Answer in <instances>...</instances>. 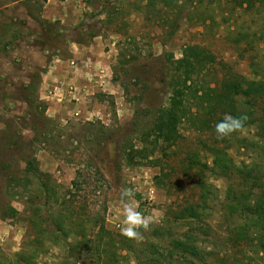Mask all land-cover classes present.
Segmentation results:
<instances>
[{
	"label": "rangeland",
	"instance_id": "rangeland-1",
	"mask_svg": "<svg viewBox=\"0 0 264 264\" xmlns=\"http://www.w3.org/2000/svg\"><path fill=\"white\" fill-rule=\"evenodd\" d=\"M65 17L76 24L63 25ZM23 24L27 38L20 31ZM97 37L102 42L94 54L108 52L110 70L101 78L106 87L94 84L90 74L84 77L89 85L77 108L80 119L73 117L71 105L39 95L36 73L27 85L34 71L55 70V57L62 63L71 59V42L88 46ZM192 46L217 61L198 78L200 87L226 77L242 78L246 87L264 80L252 66L264 68V0H180L178 5L170 0H0L2 264L13 263L25 250L35 254L31 264H146V256L158 264H180L167 241L169 235L182 239L191 229L203 264H264V254L232 242L242 224L227 206L229 189L237 190V184L212 169L185 172L183 160L190 152L213 168V158L197 144L215 137L184 121L170 149L145 139L156 111L168 105L172 61ZM262 144L263 124L235 134L228 150L235 168L257 163L254 145ZM131 146L152 150L148 160H163L161 168L131 161ZM28 162L49 177L50 197L27 171ZM199 180L212 190L206 213L200 220L176 222V212L197 201ZM125 188L135 191L138 210L145 215L156 210L159 218L142 230V241L120 244L118 238H126L120 233ZM59 214L65 217L63 229ZM99 241L105 244L101 249Z\"/></svg>",
	"mask_w": 264,
	"mask_h": 264
},
{
	"label": "trees",
	"instance_id": "trees-1",
	"mask_svg": "<svg viewBox=\"0 0 264 264\" xmlns=\"http://www.w3.org/2000/svg\"><path fill=\"white\" fill-rule=\"evenodd\" d=\"M170 1L174 5H178L180 0ZM243 3L240 4L241 7ZM178 7L180 8V6ZM73 42L80 43L76 40ZM216 64L217 61L212 54L197 46L187 47L180 59L172 61L173 74L168 84L171 91L168 105L156 111L145 139L148 140L152 137L156 145H160L165 150L170 149L180 139L179 128L184 121L200 124L202 129L215 137L212 142L201 139L197 144L199 151L207 153L213 158V168H208L201 163L199 153L190 152L183 160L185 172L188 174L194 170L212 169L213 175L221 179H229L230 182L237 184V190L229 189L231 193L229 192L228 195L230 200L227 206L230 212L238 215L242 224L233 231L232 242L234 245L252 246L254 252L264 254V145H254L258 151L257 159L259 160L257 163L235 168L228 150L232 138L237 133H233L223 140H218L215 133V124L226 113L233 116L247 115L248 120L245 122V129L258 124L264 125V80H258L246 87L242 78L226 77L213 87L210 84L200 87L198 78ZM252 66L254 75L257 77L264 75V68L259 67L256 63ZM255 111L257 116H255ZM222 141H224L223 145L220 144ZM238 142L240 145L245 143L243 139ZM152 153L153 151H148L147 148L131 146L128 149L127 157L131 161L133 159L147 160L153 167L161 168L163 160L156 158L148 160ZM164 155L166 152L163 153ZM27 166V171H31L36 176L41 192L47 193L50 197L49 192L52 193L53 189H50L49 177L37 168L35 162H28ZM197 187L200 190L197 201L176 212L174 218L176 222L186 219L200 220L202 214L206 213L207 204L212 195L211 187L202 180L197 182ZM60 217L57 225L63 229L65 217ZM100 229L102 231L103 227ZM192 230L181 236L182 239L169 235L167 247H169L170 255L178 256L182 260L180 264L204 263ZM124 239L128 238L119 237L118 243L123 244ZM78 245L82 248H88V244L79 242ZM111 245L113 244L111 243ZM104 246L105 244L99 241L97 249ZM34 255L33 253L28 255L25 250L14 255L15 261L13 263L6 261L5 264H31ZM146 257V264L160 263L155 258L152 260L150 256Z\"/></svg>",
	"mask_w": 264,
	"mask_h": 264
},
{
	"label": "crops",
	"instance_id": "crops-1",
	"mask_svg": "<svg viewBox=\"0 0 264 264\" xmlns=\"http://www.w3.org/2000/svg\"><path fill=\"white\" fill-rule=\"evenodd\" d=\"M68 20L65 17L61 20V23L65 26L76 24V21L72 22ZM27 24H23L20 27L21 32H27V34L23 35L25 38L28 37ZM100 38L101 37L95 38L94 41L91 42L88 46H83L79 43L71 42L68 50L71 59H68L67 61L62 63L57 57H55L52 62L54 63L53 68H55V70H52V67H50L51 71H34V74L31 75V78L27 79V85H29V83L33 81L32 78L35 77L36 73L38 76H36V78L39 81V95L46 96V101L52 99V101L56 102L58 105H71L74 117V113L79 112L77 111V108L81 107L83 96H86L88 93L87 87H84L89 85L87 83V80L84 79L85 76L90 74L95 82L94 84H97V86L106 87V85L104 84V80H102L101 78L107 75V71L110 70V54L108 52H103L102 54H100V56H95L94 49L102 42L97 41L96 39ZM16 42L17 40L14 41V43ZM26 45L29 44L27 43ZM17 48H19V46ZM62 65L65 67L64 70L62 69ZM59 69L61 71H58ZM53 71H55V73L51 74ZM95 77L98 79L95 80ZM49 80H51V82ZM81 116L82 112L80 111L79 117L76 119H80Z\"/></svg>",
	"mask_w": 264,
	"mask_h": 264
},
{
	"label": "clouds",
	"instance_id": "clouds-1",
	"mask_svg": "<svg viewBox=\"0 0 264 264\" xmlns=\"http://www.w3.org/2000/svg\"><path fill=\"white\" fill-rule=\"evenodd\" d=\"M247 115L233 116L224 114L223 118L215 124V133L218 140H223L233 133L243 132ZM121 214L123 221L120 226V233L128 239L135 241L143 240V231H148L150 226L158 221L159 213L153 210L145 215L139 209V204L135 199V191L132 188H125L121 191L120 198Z\"/></svg>",
	"mask_w": 264,
	"mask_h": 264
},
{
	"label": "built area",
	"instance_id": "built-area-1",
	"mask_svg": "<svg viewBox=\"0 0 264 264\" xmlns=\"http://www.w3.org/2000/svg\"><path fill=\"white\" fill-rule=\"evenodd\" d=\"M74 117H75V118H78V117H79V112H75V113H74ZM150 193H153V191H150Z\"/></svg>",
	"mask_w": 264,
	"mask_h": 264
}]
</instances>
